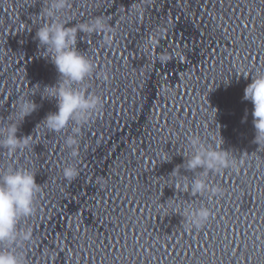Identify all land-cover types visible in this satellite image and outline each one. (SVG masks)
Returning a JSON list of instances; mask_svg holds the SVG:
<instances>
[{
	"label": "water",
	"instance_id": "water-1",
	"mask_svg": "<svg viewBox=\"0 0 264 264\" xmlns=\"http://www.w3.org/2000/svg\"><path fill=\"white\" fill-rule=\"evenodd\" d=\"M50 3L0 0V127L22 99L37 104L18 126L29 145L0 148V172L26 169L38 185L21 238L0 247L24 264H264V144L243 99L264 71V0H67L66 26L102 17L105 28L75 45L93 71L74 87L100 102L60 132L42 121L56 101L40 93L58 73L34 38ZM193 138L236 167L177 170ZM199 177L209 190L193 193Z\"/></svg>",
	"mask_w": 264,
	"mask_h": 264
},
{
	"label": "clouds",
	"instance_id": "clouds-1",
	"mask_svg": "<svg viewBox=\"0 0 264 264\" xmlns=\"http://www.w3.org/2000/svg\"><path fill=\"white\" fill-rule=\"evenodd\" d=\"M67 6V0H51L44 14L53 18L51 22L44 23L36 28L35 39L38 40V48L47 53L58 73L55 84L45 85L40 93L41 98L55 99L56 111L49 112L43 118L44 125L56 132L65 129L70 122L80 125L88 117V114L99 104V98L94 95H86L83 90L74 87L82 84L93 71V65L89 59L76 48L77 33L100 32L105 28V20L96 17L88 23H79L72 26L58 19ZM166 59V58H165ZM243 92V99L252 104V124L255 130L253 142L257 145L264 144V71L251 76ZM37 108L32 99H22L17 105V111L11 117L7 126L0 127V148L13 154L21 148L27 147L30 141L27 136H17L18 126L24 118ZM216 115V114H215ZM79 132V128H74ZM222 138V137H221ZM74 136L66 139V144L71 147L76 145ZM193 151L186 161L176 165V169L183 167L195 172L198 169L219 171L225 168L236 167V161L229 156L228 150L211 149L201 146L198 138L190 141ZM223 143V139H221ZM77 153L72 151L71 155ZM64 175L72 179L77 175V170L72 167L64 169ZM38 190L35 174L23 168H8L0 172V245H10L20 237L17 231L18 222L22 217L32 214L34 194ZM209 190L208 184L202 177L193 178L191 191L201 193ZM219 191L218 188L211 189ZM209 210L200 207L189 212V219L193 226L199 227L207 220ZM23 239H29L25 233ZM0 264H24L23 259L9 248L0 247Z\"/></svg>",
	"mask_w": 264,
	"mask_h": 264
}]
</instances>
